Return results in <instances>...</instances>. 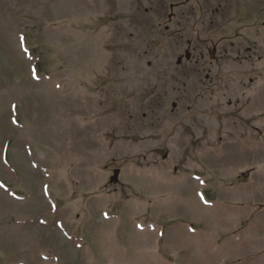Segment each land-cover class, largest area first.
<instances>
[{
  "label": "rangeland",
  "instance_id": "rangeland-1",
  "mask_svg": "<svg viewBox=\"0 0 264 264\" xmlns=\"http://www.w3.org/2000/svg\"><path fill=\"white\" fill-rule=\"evenodd\" d=\"M0 264H264V0H0Z\"/></svg>",
  "mask_w": 264,
  "mask_h": 264
}]
</instances>
